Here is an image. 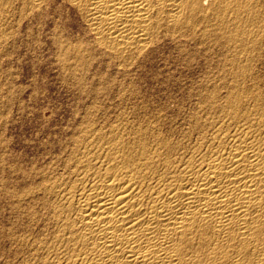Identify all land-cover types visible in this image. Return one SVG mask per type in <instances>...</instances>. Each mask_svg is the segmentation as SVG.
Returning a JSON list of instances; mask_svg holds the SVG:
<instances>
[{
    "label": "bare ground",
    "instance_id": "obj_1",
    "mask_svg": "<svg viewBox=\"0 0 264 264\" xmlns=\"http://www.w3.org/2000/svg\"><path fill=\"white\" fill-rule=\"evenodd\" d=\"M22 50L94 82L43 165ZM0 264H264V0H0Z\"/></svg>",
    "mask_w": 264,
    "mask_h": 264
},
{
    "label": "rangeland",
    "instance_id": "obj_2",
    "mask_svg": "<svg viewBox=\"0 0 264 264\" xmlns=\"http://www.w3.org/2000/svg\"><path fill=\"white\" fill-rule=\"evenodd\" d=\"M22 51V53H24V55L22 56L23 60L21 65L19 64V69H17V73L18 75L20 74L19 76L21 78L18 81V84L21 85V88H19L17 93L20 94L21 90H23V88L25 87V91H23L19 99L22 101H26L21 103L22 105H24L23 107L20 106L19 108V110L22 109V112L25 111V114H23L24 112L21 113L18 109L13 112V118L14 120H16V125H14V123L13 127L12 125L9 126L10 130H8L7 135L8 139L12 140L15 147H17L16 153L23 152L22 154L26 155L27 159H29L31 156H36L38 162L43 165L45 162H47L46 156L49 149L51 150L53 149V147H55V149L57 150L58 147H65L66 140L67 138H69V133L73 131L71 129H74L77 126V123L81 118L79 116L83 114L87 109L85 100L87 99L86 95L88 94L86 93V91H91L94 82H85V84H83L81 88L77 85H75L74 87L73 81L70 80V76L68 77L67 74L55 63L56 55L53 52L50 53L49 51L44 50L42 54L38 55L39 57L37 62L39 64L37 62L36 64L35 62L34 64H31V54L26 50ZM141 71L134 73L133 75H136L134 77L135 84L133 90L138 95V97L140 99L142 97L149 100L163 99V88L150 80L146 82L148 77L146 78V80H142L141 76L144 75L146 70L145 72ZM88 75H92L91 72H88ZM30 84L33 85L31 86ZM71 84H73V86ZM82 89L85 91L83 99L79 98L78 96V93H80V91L83 94ZM31 91L33 94L31 93ZM30 95L33 96L32 99H30ZM22 96H24V99H22ZM17 103H19V101H17ZM125 103L130 106L128 102ZM116 109L117 108H115L114 110ZM120 109H122V107ZM16 118H20V121Z\"/></svg>",
    "mask_w": 264,
    "mask_h": 264
}]
</instances>
